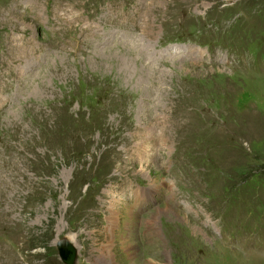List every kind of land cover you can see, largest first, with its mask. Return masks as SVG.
Here are the masks:
<instances>
[{"label":"rangeland","instance_id":"374dc122","mask_svg":"<svg viewBox=\"0 0 264 264\" xmlns=\"http://www.w3.org/2000/svg\"><path fill=\"white\" fill-rule=\"evenodd\" d=\"M264 264V0H0V264Z\"/></svg>","mask_w":264,"mask_h":264},{"label":"water","instance_id":"95a60500","mask_svg":"<svg viewBox=\"0 0 264 264\" xmlns=\"http://www.w3.org/2000/svg\"><path fill=\"white\" fill-rule=\"evenodd\" d=\"M58 256L65 264H73L76 258V248L67 239L62 238L56 241Z\"/></svg>","mask_w":264,"mask_h":264},{"label":"bare ground","instance_id":"6f19581e","mask_svg":"<svg viewBox=\"0 0 264 264\" xmlns=\"http://www.w3.org/2000/svg\"><path fill=\"white\" fill-rule=\"evenodd\" d=\"M76 254H77V251H76Z\"/></svg>","mask_w":264,"mask_h":264}]
</instances>
